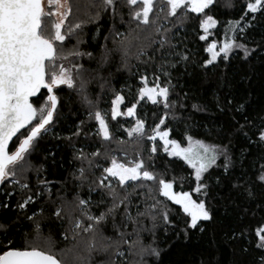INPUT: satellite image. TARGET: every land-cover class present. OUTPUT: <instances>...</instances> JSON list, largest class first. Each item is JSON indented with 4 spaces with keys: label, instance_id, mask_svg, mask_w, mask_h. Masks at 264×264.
<instances>
[{
    "label": "trees",
    "instance_id": "1",
    "mask_svg": "<svg viewBox=\"0 0 264 264\" xmlns=\"http://www.w3.org/2000/svg\"><path fill=\"white\" fill-rule=\"evenodd\" d=\"M77 1L88 2L94 21L82 23L73 31L74 37L82 41V55L73 56L71 62L81 66L80 79L87 82V95L93 105L85 103L76 89L61 86L58 90L60 104L49 126L51 130L35 142L27 156L29 171L20 178V184L5 181L1 185L0 224L6 228L0 229V244L5 242V231L17 247L26 238L37 239L33 228L39 223V240L46 242L50 238L56 252L68 255V251H76L80 263L73 264H123L124 260L128 264H262L264 249L257 248L255 229L264 226V181L259 179L264 173V142L259 139V130L264 127V15L244 16L246 0H231V8L225 6L229 0H217L205 12L217 20L218 28L201 40L200 36L205 34L199 26L203 14L180 9L177 16H169L167 3L157 4L150 16L155 22L138 26L126 1L115 0L114 9L106 8L103 0ZM229 21L240 22L244 31L236 30L235 43L245 45L249 54L245 56L241 48H233L227 58L221 55L205 66L210 58L206 51L210 40L222 45L226 35H234L228 30ZM129 32L135 37L131 43L124 39ZM161 65L170 76L164 75ZM142 76L148 80L160 76L161 85L170 87V108L164 107L163 100L157 104L139 100ZM117 93L125 97L123 112L138 101L135 115L111 118V101ZM105 109L110 140L96 132L98 123L90 117V113ZM135 118L145 123L143 138L136 134L130 137L122 129L130 127L127 122ZM160 119L165 120L162 128L170 130V138L182 146L188 145L187 137L191 136L193 140L227 149V170L225 156L221 154L205 173L206 196L192 192L193 170L182 160L168 156L161 147L156 153L151 152L153 142L147 135L152 134ZM13 144L18 146L16 138ZM13 144L10 150H14ZM81 152L86 159L81 158ZM112 158H121L123 162L143 160L144 166L156 174L157 181H172L174 191H189L193 199L204 200L212 219L190 228V218L179 206L160 196L158 199L164 201L160 208L166 205L169 209L168 223L157 215L155 221L140 217L138 224L128 223L124 228L121 205L115 224L128 233L134 227L143 229L139 233L141 243L159 250L160 255L129 256L126 245L122 246L124 258L115 256L111 249L104 250L102 236L117 235L111 216L96 226L95 233L73 231V225L77 220L85 226L91 223L82 209L98 216L111 207L112 196L108 189L99 186V179ZM25 183L28 187L22 188ZM145 183L153 189L158 187L151 181ZM116 190L124 194L118 185ZM144 191L137 188L130 197L128 209L133 216L137 206L144 210V197L139 195ZM29 196L32 201L19 208L18 204ZM80 199L87 202L85 206L79 204ZM57 209H61L60 217L55 215ZM132 239L135 234L129 237ZM93 242L96 247L89 252Z\"/></svg>",
    "mask_w": 264,
    "mask_h": 264
},
{
    "label": "snow or ice",
    "instance_id": "2",
    "mask_svg": "<svg viewBox=\"0 0 264 264\" xmlns=\"http://www.w3.org/2000/svg\"><path fill=\"white\" fill-rule=\"evenodd\" d=\"M216 2L217 0H166L169 16H177L180 9L203 14L199 26L205 34L200 36L201 40H206L210 34L209 29L215 28L217 25V20L205 12V9H211ZM103 3L106 8H115V0H103ZM126 3L132 7L130 15L132 19L138 21V26L139 24L149 25L155 22L150 19L155 0H126ZM225 6L231 8L234 5L229 0ZM53 9L55 10L53 11ZM242 10L244 16L252 14L255 18L256 13L264 15V0H246ZM70 14L69 0H0V184L5 181L20 184V178L29 171L30 164L27 156L34 149L35 142L46 134L49 131V126L53 124L54 116L60 104L58 90L61 89V86L78 90L84 102L90 106L93 105L87 95V82L80 79L81 66L73 64L69 67L65 63L68 59L64 54L66 36L71 35L74 29L81 27L80 23H76L70 25L66 33L62 31ZM243 18L241 17V19ZM237 29L241 32L244 31L239 21H229L228 30L232 31L234 35L231 38L226 35L219 48L215 42L208 45L206 51L210 54V58L207 59L205 66L213 64L221 54L227 58L233 48H241L245 56L249 54L245 45L235 43ZM124 39L131 43L135 37L129 32ZM164 44L165 40L162 39L160 41L161 47ZM71 55L80 56L82 53L72 51ZM88 55L90 56L91 53ZM182 59L187 60L188 57L182 56ZM161 68L164 75L170 76L163 65ZM78 79L80 80L79 84H77ZM141 85L137 93L139 100L147 98L153 104L163 100L165 108L172 106L169 103L171 89L161 85L160 76H156L151 85L148 78L142 76ZM124 100L125 97L119 93L112 99L111 118L113 120L122 114L135 115L138 101L127 106L126 113H122L120 105L124 103ZM90 117H94L98 122L99 134L105 140H109L111 136L106 115L102 111L96 110L90 113ZM164 124L165 120L160 119L159 124H156L152 129V134L147 135V139L153 142L151 152L156 153L159 147H162L168 156L182 160L193 170L195 187L192 192L206 196L205 173L208 172L210 166L215 164L221 154L225 156V169L227 170V149L218 145L206 144L200 140H193L191 136L187 137L188 146L182 147L180 142L170 138V130L166 126L161 128V125ZM133 134L140 138L145 136V126L141 119H137L136 126L128 130L130 137ZM14 137L18 141V146L13 144L14 150H10L9 144ZM157 139L161 142L160 145L155 143ZM259 139L264 142V127L259 130ZM94 155H98V153H94ZM80 156L82 159H86L82 152ZM103 171L107 175L99 179V186L108 189L112 196V205L106 212H102L98 216L89 215L82 209V213L87 216L91 223L85 226L77 220L73 225V231L82 229L84 232L95 233L97 231L96 226L111 216L114 221L113 228L117 235L116 237L102 236L103 247L106 251L111 249L117 257H125V251L122 247L124 245L127 246V255L129 256L137 255L142 258L144 255L156 257L160 255L159 250L151 247L146 248L141 243L139 233L143 229L134 227L132 233H128L122 231L120 225L115 224V216L121 205L124 206L122 221L124 228L128 226V223L138 224L140 217H149L155 221L157 215L165 223H168L169 209L166 205L163 209L160 208V205L164 204V201L158 199L160 196L179 206L183 213L190 218L188 223L190 228L195 229L200 221L212 219L211 212L204 200L193 199L192 192L189 191H174L172 181L165 179L157 181L156 174L144 166L143 160L119 162L116 158H112L111 166L105 167ZM83 175L84 170L81 169V177ZM109 177L116 181L119 188L123 189V195L116 190V185L111 181L105 183ZM259 179L264 181V174H261ZM148 181L158 184V187L153 189L152 185L145 183ZM21 187L27 188L28 185L25 183ZM129 188L132 189L131 192L128 191ZM137 188L145 189L144 192L139 193L144 197L145 207L141 211L137 206L136 216H133L128 205L132 203L130 197L136 193ZM31 201L32 197L29 196L22 203H19L18 207L23 209ZM86 203L83 199L79 200L81 206H85ZM55 215L60 217L61 209H57ZM28 218L34 219V217ZM153 227H155V223ZM4 228L6 226L0 224V229ZM33 231L36 233L37 239L28 240L26 238L20 247L14 246V242L7 238L8 233L5 231L2 234L5 242L0 244V264H65L64 259L54 251L55 246L50 238L46 242H39L41 235L39 223L34 224ZM133 234H135V239L130 241L129 237ZM255 235L259 241L257 248L264 249V226L257 227ZM95 247L94 242L90 243L89 252ZM111 264H120V262L113 261ZM123 264H128V262L124 260ZM136 264H141V262H136ZM262 264H264V258H262Z\"/></svg>",
    "mask_w": 264,
    "mask_h": 264
},
{
    "label": "rangeland",
    "instance_id": "3",
    "mask_svg": "<svg viewBox=\"0 0 264 264\" xmlns=\"http://www.w3.org/2000/svg\"><path fill=\"white\" fill-rule=\"evenodd\" d=\"M121 1H126V0H121ZM163 3H165L166 4V0H155V6L157 5V4H163ZM69 4L71 5V14L69 15V17H68V19L66 20V22H65V25H64V27L62 28V31L63 32H67V29H68V27L70 26V25H75L76 23H80V25H82V23H85V22H89V21H94V19H93V16H92V12H91V7L89 6V4H88V2H79V1H75V0H69ZM164 5V4H163ZM155 6H154V8H155ZM55 9H53V11H54ZM206 10V9H205ZM151 14L152 13H150V16H151ZM196 14V13H195ZM53 19H55V18H53ZM218 28V23H217V25H216V27L215 28H211V29H209V33L211 32V31H215L216 29ZM76 29H74V31H75ZM210 37V34L208 35V37L207 38H209ZM212 42H215V41H212V40H210V42L208 43V44H210V43H212ZM216 43V42H215ZM81 44H82V41L77 37V36H75L74 37V34H71V35H67L66 36V40H65V42H64V54L68 57V59L65 61V63L69 66V67H71L73 64H72V60H73V56H75V55H71V52L72 51H78L79 52V50H80V46H81ZM217 44V46H218V48H219V46H221V44H218V42L216 43ZM221 55H223V54H221ZM220 57V56H219ZM218 57V58H219ZM75 71V70H74ZM154 79L153 78H150V80H149V82H150V84H151V82L153 81ZM140 101H145L146 103H151V101H149V100H147V98H144L143 100H140ZM161 101V100H160ZM123 104L122 105H120V110L123 108ZM91 108V107H90ZM121 112L122 113H126V112H123L122 110H121ZM102 113H104L105 115H106V121H107V123H108V125H109V131H110V122H109V120H108V113H107V110L105 109L104 111H102ZM121 116H124L123 118H125L127 115L126 114H122V115H120V117ZM119 117V116H118ZM117 117V118H118ZM116 118V119H117ZM134 119V118H133ZM130 120V121H128L127 122V125H130V127H123L122 129L123 130H125L126 129V132L128 133V130H130L131 128H133V127H135L136 126V118H135V120ZM125 122V121H124ZM96 123H98V122H96ZM144 126H145V123H144ZM161 128H162V125H161ZM163 129V128H162ZM51 130V129H50ZM49 130V131H50ZM48 131V132H49ZM47 132V133H48ZM96 132L99 134V124H98V127L96 128ZM100 135V134H99ZM111 136V135H110ZM102 137V136H101ZM103 138V137H102ZM104 139V138H103ZM111 139V138H110ZM109 139V140H110ZM155 143H158V145H160V141H159V139H157V141L155 142ZM182 146V145H181ZM188 146V145H187ZM187 146H182V147H187ZM162 148V147H161ZM163 149V148H162ZM122 156V158H124L125 157V155L124 154H122L121 155ZM118 160V159H117ZM119 162H123V160H121V158H120V160H118ZM110 166H111V164H110ZM109 166V167H110ZM264 174V173H263ZM105 175H107L106 173H105ZM104 175V176H105ZM109 181H111L112 183H114L115 181L111 178V177H109L108 178V180H106L105 181V183H108ZM130 183V182H129ZM39 242H41V243H43V241H40L39 240ZM72 251H68V255L65 253V252H57V254L58 255H60V257L62 258V259H64V261H65V264H73L74 262L75 263H80V260H79V257H78V255H76V251L73 253H71ZM102 252V251H101ZM147 256H150V255H144V257H147Z\"/></svg>",
    "mask_w": 264,
    "mask_h": 264
},
{
    "label": "water",
    "instance_id": "4",
    "mask_svg": "<svg viewBox=\"0 0 264 264\" xmlns=\"http://www.w3.org/2000/svg\"><path fill=\"white\" fill-rule=\"evenodd\" d=\"M33 99H35V98H33ZM22 131H24V130H22ZM18 135H19V134H18ZM15 138H16V137H14V138H13V141L10 142V144H9V148H10V149H11V146H12L13 142L15 141ZM1 185H2V184H0V188H1Z\"/></svg>",
    "mask_w": 264,
    "mask_h": 264
}]
</instances>
